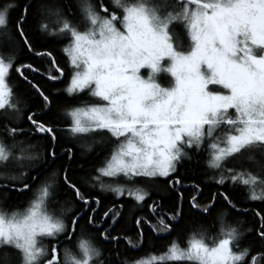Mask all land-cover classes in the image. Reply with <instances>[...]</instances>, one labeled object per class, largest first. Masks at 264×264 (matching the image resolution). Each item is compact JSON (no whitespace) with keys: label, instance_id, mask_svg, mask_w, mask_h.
Wrapping results in <instances>:
<instances>
[{"label":"snow or ice","instance_id":"6c2138e0","mask_svg":"<svg viewBox=\"0 0 264 264\" xmlns=\"http://www.w3.org/2000/svg\"><path fill=\"white\" fill-rule=\"evenodd\" d=\"M111 3L110 11L103 0L96 5L90 0H78V20L70 10L64 12L57 0H41L38 8V31L68 40L63 52L72 75L65 92L74 96L87 91L96 98L92 103L64 111L70 120L66 131L73 136L107 132L118 142L110 159L91 177L92 187L111 191L117 198L127 193L140 204L150 193L138 186L135 178L170 177L183 159L190 158L188 151H199L207 140V166L215 173V183H240L249 187L251 200L264 199V0H111ZM31 9L29 2L0 4V110L17 114L21 112V101L13 100L8 76L15 64V40L29 52L33 50L25 31ZM12 10H18L19 14L9 30ZM177 24H183L186 30L190 41L187 49L180 46L173 32ZM36 55L50 57L51 53ZM162 61H167L166 66ZM51 63L59 75H48L47 79L55 81L63 76V70L56 67L54 58ZM22 68L33 72L39 69L30 64L15 67L41 98L40 112L29 111L27 120L32 133L49 138L48 156L55 161L57 129L39 118L51 112L52 102L24 75ZM142 69L148 70L146 78ZM162 72L171 77L166 86L157 81ZM4 132L11 143L0 139V174L9 172L8 180L22 183L16 191L31 190L25 182L24 169L31 167L39 155L33 152L34 145L17 139L26 134L25 129L5 124ZM257 154L258 175L247 169L226 167L230 158L255 162ZM63 155L69 161L73 159L70 148ZM120 175L131 183L105 184L102 179ZM31 179L35 181L36 177ZM59 180V174H53L43 182L23 213L0 212V264H13L12 253L16 254V264H112L111 257H105L104 250L87 239L78 240L75 252L62 249L61 256L58 238L63 235L71 240L80 221L85 220L104 241H118L120 237L113 236L111 229L119 221L123 205L108 208L97 219L101 201L82 190L65 168L63 186L73 193L74 202L80 207L64 208L59 215L51 213L48 205L58 195ZM168 183L174 188L179 180ZM258 185L260 194L256 191ZM3 187L7 189V185ZM217 197L236 210L225 192L213 193L204 205L193 196L190 204L208 214ZM149 209L155 215V201ZM64 212H71L67 223ZM181 218L182 205L160 215L156 225L151 226L152 231L168 233ZM216 219L219 231L211 243L203 231L193 232L186 248L173 240L164 252L149 254V258L135 264L264 262V252L251 255L250 247H241L245 231L238 222L228 221L224 212ZM108 221H111L108 227H103ZM143 222L148 223L146 219ZM141 223L137 217L138 229ZM256 232L264 242V217ZM44 238L49 239L50 247L42 244ZM124 239L131 247H138L143 242V232L137 242Z\"/></svg>","mask_w":264,"mask_h":264},{"label":"trees","instance_id":"16d2710c","mask_svg":"<svg viewBox=\"0 0 264 264\" xmlns=\"http://www.w3.org/2000/svg\"><path fill=\"white\" fill-rule=\"evenodd\" d=\"M29 2L32 4V9L28 17L25 31L29 41L33 46V50L29 52L26 46L17 39L14 42L16 53L15 64L10 70L8 83L13 89V100L21 101L19 114L11 110H0V139L11 143L4 132V125L10 127H20L26 130V134L17 137L18 140H26L34 145L33 152L39 155L37 161L32 162L31 167H25L27 173L25 182L29 183L30 189H25L23 192L16 191L22 187L19 181H11L6 177L9 172L0 174V212L20 213L26 209L39 186L48 180L53 174H59L58 195L54 202L48 205V211L55 213L64 208L72 210L77 209L79 204L74 202L73 193L63 186L62 177L63 169H68V174L71 179L76 182L82 190H86L92 196L98 198L101 203L98 206L97 219L103 216V213L108 208L114 205L119 208L123 205V212L119 221L112 226L111 234L118 236L120 239L116 242L104 241L99 232L90 226H87L85 220L80 221V227L71 240L66 239L63 235L58 239L60 246L58 251L69 246H76L79 239L90 240L93 244L104 250L105 257H111L112 264H135L137 260L149 258V254L159 255L164 252L173 240L177 241L180 247H187V241L193 232L203 231L208 243H211V238L218 234L217 215L221 212L227 214V219L230 222H238L241 229L245 231V236L241 242V247H250L251 255L264 252V242L258 236L256 229L259 228L261 218L264 217V199L251 200L250 189L240 183L233 184L231 181H226L224 185H217L213 176L215 175L212 169L207 166L209 159V141L201 146L199 151L189 150L190 158L183 159L178 165L177 170L170 177H158L154 180H146L142 177L135 178L138 186L146 188L150 195L140 204L128 197L127 193L124 196L117 198L111 191H100L99 186L92 187L91 177L96 176V169L102 167L107 159L111 157L113 150L117 146V141L108 137L107 133L96 134L97 140L86 141L81 136H73L66 131L70 124V120L64 115L66 109L82 106L86 103H92L96 98L90 97L87 91L78 95L69 96L65 89L71 79L72 69L69 65L68 57L63 52V48L67 45L66 38H53L41 34L38 31V22L40 16L38 8L41 0H0V4ZM93 5H96L99 0H90ZM58 5L66 13L71 12L72 15L79 19L78 0H57ZM103 3L109 10H112L110 0H103ZM119 12V10H116ZM19 14L18 10H12L9 16V30L13 29L12 22ZM183 25V24H182ZM181 25V26H182ZM184 27V26H183ZM84 26L81 24V29ZM176 35L180 37L186 33L185 28L179 25L175 26ZM187 34V33H186ZM51 53V56H37L36 53ZM56 62V67L63 70V76L55 81L47 79L48 75H59L52 66V59ZM30 64L32 67L39 69L33 72L30 68H22L21 71L33 83H35L52 102V110L47 115L41 114L39 117L43 121L51 123L57 129V141L55 151L58 156L53 161L48 156L50 149L49 138L41 134H34L31 131L30 124L27 120L29 111L40 112L41 98L35 90L29 86L27 81L15 71V67L19 65ZM161 84H166L161 82ZM167 85V84H166ZM164 85V86H166ZM96 137V138H97ZM94 138V137H93ZM92 138V139H93ZM71 149L73 159L69 161L63 155L65 149ZM243 160L242 163L240 161ZM255 162H248L241 157L230 158L226 162V167H236L237 171L247 169L254 175L260 173V157L257 154L254 158ZM36 177L33 181L31 178ZM105 184H130L119 177L116 181H111L110 178H102ZM179 180L174 188L169 186L168 181ZM7 185V189L3 186ZM257 194H260V186L256 188ZM217 192H225L229 195L230 200L237 206L233 210L226 206L225 202L217 197L215 207L208 213L202 214L198 209L192 208L190 201L193 196L197 197V202L204 205L209 202L211 195ZM182 196V200H181ZM157 204L155 215L150 211L149 205L153 202ZM182 205V218L175 224L172 230L168 233H156L152 231L151 226L156 225L157 218L165 213H171L177 206ZM95 206V205H94ZM66 220L71 216V212H67ZM256 213H260L259 216ZM137 217L141 218L140 229L136 226ZM148 223H144V220ZM111 221H108L103 227H108ZM143 232V242L138 247L128 245L124 237L130 238L133 242L140 240V232ZM250 230V231H249ZM49 243V240H48ZM49 243V247H50ZM13 264H16L15 253H12ZM178 264H190V262H178ZM258 264H264L259 262Z\"/></svg>","mask_w":264,"mask_h":264},{"label":"rangeland","instance_id":"374dc122","mask_svg":"<svg viewBox=\"0 0 264 264\" xmlns=\"http://www.w3.org/2000/svg\"><path fill=\"white\" fill-rule=\"evenodd\" d=\"M111 1V0H110ZM154 2H155V0H154ZM118 10V9H117ZM117 14H119V12H117ZM101 15H103V13H101ZM177 25H179L180 27H182V28H184L183 27V25L182 24H177ZM182 25V26H181ZM173 32H174V34L176 35V33H177V31H176V28H174L173 29ZM177 37H178V43L180 44V46L181 47H183V48H185V49H187L188 48V46H189V44H190V41L188 40V37H187V34L186 33H184V35L183 36H179L178 34L176 35ZM162 64H164L165 66H166V64H167V61H162ZM141 74L146 78L147 77V75H148V70L147 69H142L141 70ZM170 79H171V77H170V75L169 74H167V73H160V74H158V76H157V81L159 82V83H161V82H165L166 84L170 81ZM166 84H163V85H166ZM99 133H102V132H96V133H90V134H87V135H83V136H81V138H83L84 140H86V141H89V140H93V141H95V140H97L98 139V137L96 136V134H99ZM104 133H107V132H104ZM109 136L108 137H111V135L109 134V133H107ZM94 137V138H93ZM97 137V138H96ZM93 138V139H92ZM112 139H115V138H113V137H111ZM110 159V158H109ZM119 177H122V179L123 180H125L126 181V179L122 176V175H120V176H117V177H114V178H110V180L111 181H116L117 179H119ZM29 207V206H28ZM27 207V208H28ZM26 208V209H27ZM26 209H24L22 212H20V213H23ZM61 211L62 210H58L57 212H55V214H57V215H59L60 213H61ZM11 213H9V215H10ZM68 213L67 212H64V214H63V217H64V219L66 220V215H67ZM48 238H44V239H42V244L45 246V247H49V243H48ZM65 248H67V249H69V250H71V251H73V252H75L76 251V246L74 247V246H69V247H65ZM182 248V247H181ZM184 248H186V247H184Z\"/></svg>","mask_w":264,"mask_h":264}]
</instances>
